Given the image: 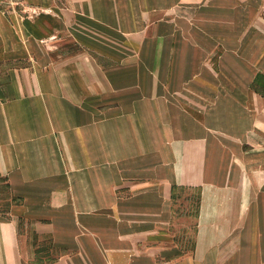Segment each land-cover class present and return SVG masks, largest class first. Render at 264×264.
Wrapping results in <instances>:
<instances>
[{
	"label": "crops",
	"instance_id": "crops-1",
	"mask_svg": "<svg viewBox=\"0 0 264 264\" xmlns=\"http://www.w3.org/2000/svg\"><path fill=\"white\" fill-rule=\"evenodd\" d=\"M162 14L219 48L187 56L192 86L172 87L162 28L154 56L146 31L135 56L100 49ZM45 36L85 48L20 63ZM170 63L168 88L146 82ZM179 187L183 250L164 230ZM103 220L106 264H264V0H0V264H95Z\"/></svg>",
	"mask_w": 264,
	"mask_h": 264
},
{
	"label": "rangeland",
	"instance_id": "rangeland-1",
	"mask_svg": "<svg viewBox=\"0 0 264 264\" xmlns=\"http://www.w3.org/2000/svg\"><path fill=\"white\" fill-rule=\"evenodd\" d=\"M197 26V25H195ZM136 27L135 30H131ZM133 28H128L126 30H116L114 32V36L108 38V40H103L107 42V46H103L100 48L102 51H107L104 53L112 56H120L123 55H137V50L133 46L134 41H138L139 35L144 33V31L148 32L149 41L146 45L145 51L149 56H154L158 48L156 47V40L158 39V33L160 28L163 29L162 32V40L166 45L163 47L165 53L168 55H172V87L179 89V87H186L193 85V79L188 76L187 71V56L189 54H205L207 56L216 55L219 52L218 47H213L209 45L208 40V32H203L202 30H197L193 28L192 24H188V18L186 15H147L146 18H143L141 22H138ZM125 29V27H124ZM104 36V35H103ZM54 38L52 36L42 37L39 42L40 46L34 48L40 54L42 62L38 61L35 52H31L27 55H24L23 61L20 59V63H25L27 61L28 64H32L33 66H41V68H45L48 63L52 60V58L60 59L61 57L73 56L76 52H79L80 49L85 48L82 44H76L72 46H62L59 47L57 45L51 44L50 40ZM138 48V47H137ZM100 59L102 58V54H100ZM113 58V57H112ZM44 59V61H43ZM103 59V58H102ZM40 63V64H39ZM215 65V64H214ZM32 66V67H33ZM34 66V68H35ZM4 71V69H1ZM171 70V63L169 64L167 69H163L162 78L159 74L154 75V79H151L150 72H154L153 69L148 68L146 82L150 85L156 83L157 85H162L164 88H168L169 84V72ZM214 71L212 70V73ZM178 97L183 98L186 96L183 91L178 90ZM182 94V95H181ZM165 97V96H163ZM176 97V96H174ZM170 100V97H168ZM142 187H150L154 185L149 182L147 179L143 182ZM175 202L173 203L174 207L172 209L176 210V216L172 223V226L169 224V228H164L168 234L172 231L173 238L172 242H174L175 246H178L180 250L185 249L190 243V238L187 237V232L191 233L194 230V221H193V208H195V198H192L189 203H187V191L179 187L175 190ZM106 209V208H103ZM78 210V209H77ZM102 212V210H101ZM68 214H73L72 209L68 208ZM101 216H105L106 214L100 213ZM94 227V232L90 233V235L99 234V244L100 248L98 249L99 254L96 256L95 264H106V243H107V233L109 229L113 227L112 223H107L105 220L99 223L89 224ZM175 236V237H174ZM143 240L139 239H131L130 244L136 245ZM160 241V240H159ZM88 245H92L97 249V245L94 243L91 244V241H87ZM102 246V247H101ZM105 248H104V247ZM144 246V245H143ZM145 247V246H144ZM102 249V250H101ZM182 249V250H183ZM102 252V255L100 254ZM111 259H114V263L122 264V255H110L108 256ZM79 262L82 264H90L85 255H80ZM79 264V263H77Z\"/></svg>",
	"mask_w": 264,
	"mask_h": 264
}]
</instances>
